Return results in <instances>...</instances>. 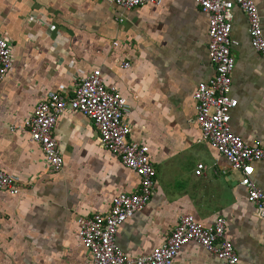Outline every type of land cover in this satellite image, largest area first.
Listing matches in <instances>:
<instances>
[{"label": "crops", "instance_id": "1", "mask_svg": "<svg viewBox=\"0 0 264 264\" xmlns=\"http://www.w3.org/2000/svg\"><path fill=\"white\" fill-rule=\"evenodd\" d=\"M254 2L264 36V6ZM231 13L230 96L237 106L230 127L246 144L264 147V59L250 45L244 12L235 6ZM0 33L13 57L0 82V170L17 177L21 189L15 196L0 191V264H90L76 218L105 214L115 195L137 190L138 176L104 149L93 122L79 113L56 120L53 136L63 159L57 173L27 133L10 130L48 93L71 95L96 69L127 100L129 140L149 147L156 171L151 199L119 227L118 247L130 256L148 254L189 214L203 226L223 218L224 238L240 264H264V221L239 173L200 142L193 92L214 69L208 17L193 0L132 10L100 0H0ZM253 166L252 181L264 194V159ZM171 264L224 263L188 243Z\"/></svg>", "mask_w": 264, "mask_h": 264}, {"label": "built area", "instance_id": "2", "mask_svg": "<svg viewBox=\"0 0 264 264\" xmlns=\"http://www.w3.org/2000/svg\"><path fill=\"white\" fill-rule=\"evenodd\" d=\"M124 10L145 5L158 6L162 0H100ZM264 6V0H261ZM208 17L207 55L214 75L201 82L193 92L195 121L200 129V142H207L222 155L231 169L240 175L239 184L247 191V200L264 221V194L252 181L254 163L264 159V147L259 142L246 144L231 131V111L237 100L230 96V74L234 68L231 52L236 43L230 39L232 9L238 6L248 20L251 47L264 59V36L261 17L254 0H193ZM116 45V43H115ZM13 64L11 45L0 33V82ZM130 64H122L123 69ZM75 112L90 119L96 127L105 150L139 178L137 190L119 193L111 200L105 214L76 218L78 237L90 255V264H171L179 250L196 243L215 255L224 264H240L231 242L224 238L225 221L217 218L212 225L199 224L192 215H180L175 228L160 246L148 254L130 256L116 243L119 227L146 205L153 195L156 171L149 158L147 145L129 140L130 128L124 118L128 113L127 100L114 87H106L99 69L81 78L71 95L48 93L31 115L12 132L24 131L29 140L42 152L44 162L52 173L60 171L62 156L53 136L59 115ZM204 165L198 163L195 175H202ZM17 177L0 170V191L15 196L20 193Z\"/></svg>", "mask_w": 264, "mask_h": 264}]
</instances>
